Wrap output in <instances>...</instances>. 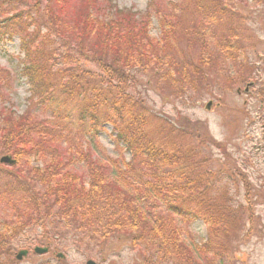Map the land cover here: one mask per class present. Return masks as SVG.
Listing matches in <instances>:
<instances>
[{
    "label": "trees",
    "instance_id": "obj_1",
    "mask_svg": "<svg viewBox=\"0 0 264 264\" xmlns=\"http://www.w3.org/2000/svg\"><path fill=\"white\" fill-rule=\"evenodd\" d=\"M43 1L8 8L0 0V43L18 39L20 75L29 99L48 118L39 121L28 112L14 117L0 108V155L15 159L17 171H5L0 179V204L9 211L8 220L0 222V264H13L19 233L42 228L47 235V224L56 230L62 221L73 234L84 235L85 242L76 238L77 247L95 245L99 251L109 240L129 241L128 250H140L145 264H197L194 252L201 257L208 250L214 256L227 250L242 230V216L252 217L251 206L234 207L228 191H219L217 176L207 169L209 152L202 154L207 142L214 143L204 129L189 119L175 126L150 113L147 104L148 90L180 106L200 100V90L212 96L209 72L216 59L234 58L237 70H243L235 75L250 74L252 65L242 54L239 61L238 53L232 54L231 26L216 35L210 50L196 31V21L206 17L216 23L224 17L222 0H184L179 14L189 16L190 28L173 16L182 40L190 49L199 47L196 56L179 63L172 61L165 44L176 31L170 23L173 4L162 14L154 6L159 0H149L139 15L118 9L112 0H80L71 12L70 0H47L41 9ZM52 16L61 22L49 20ZM153 17L159 41L149 36ZM160 42L162 56L152 50ZM3 80L0 101L11 84L9 77ZM67 120L87 125L89 144L108 124L114 146L128 154V161L108 166L81 152L70 143ZM76 160L84 163V172L77 171ZM233 178V188L240 184L250 203L255 195L246 177ZM197 220L205 225L207 240L193 251L183 242L180 226Z\"/></svg>",
    "mask_w": 264,
    "mask_h": 264
},
{
    "label": "rangeland",
    "instance_id": "obj_2",
    "mask_svg": "<svg viewBox=\"0 0 264 264\" xmlns=\"http://www.w3.org/2000/svg\"><path fill=\"white\" fill-rule=\"evenodd\" d=\"M4 1L8 8H14V6L21 8L24 3H32V0ZM112 2L120 10L129 9L139 15L147 10L149 4V0H112ZM183 2L184 0H159L154 6L158 5V11L165 14L169 11L170 4H173L175 9H172L170 23L175 25L176 20L173 19V16H177L183 21V26L190 28L191 19H188L189 16L182 15L181 18L179 14L183 8ZM46 3L47 0L41 3V9ZM222 3L227 11V13L223 12L224 17H219L216 23L212 18L204 17L195 22L199 27L196 31H199L198 34H203V40L210 50L216 35L225 32L231 26L232 31L229 34L232 39V54L236 57L238 53L237 61L242 54L249 66L252 65L250 74L242 75L243 77L235 75V73L241 74L243 70H237L239 64L237 65L234 58L216 59L217 65L209 72V77L212 79L211 89L215 90L212 96L206 94L204 90H200L202 95L200 100L192 103L187 102L189 104L180 106L176 103L173 105L167 99H162L148 90L147 104L150 113H153L154 116L164 115L166 121L175 126L179 127L182 120L189 119L194 121L195 126L197 124L199 130L204 129L214 143L207 142L205 144L207 149L202 154L209 152L207 169L217 176L219 191L221 187L228 191L234 207L241 205L246 209L245 207L248 205L251 206L252 217L249 218L246 213L242 216L243 227L238 234V239L232 240L231 246L227 250L219 248L225 250L224 252L218 250V254L223 255V258L219 255L214 256L215 252L212 250H208L201 257L198 256L199 253L194 252L192 258L197 264H264V0H246L245 2L222 0ZM79 4L80 0H70L69 11L71 12L74 8L77 11ZM54 18L55 16H52L49 20H55ZM55 21L61 22L60 19ZM227 21H229L228 24H226ZM175 29L173 36H169L165 40V44L171 49L169 53L173 52V54H169L172 61L179 63L184 58L196 56L199 47L190 49V44L180 37L179 26L175 25ZM149 36L154 40H160V29L155 17L152 18L149 26ZM155 46L152 49L153 53L156 51V54L162 56L161 42L160 45ZM207 54L209 53L207 52ZM21 59L17 38L14 37L0 43V78L5 80L9 77L11 80V84L7 87L6 98L4 97L0 101V108H7L6 110H10L14 117L22 116L28 112L39 121L48 119L29 99L28 86L20 75ZM4 72H7L9 76ZM216 74H220V77L215 76ZM249 82H252V87L248 89V93H243L244 88L249 86ZM237 90L240 93H237L239 92ZM208 102H211V107L206 111L204 107ZM67 125L71 130L68 133L71 145L79 146L81 152L92 153L93 158L101 160L108 166H112L111 163L116 161L120 163L122 160L128 161V154L114 146L108 124L102 125V129L97 131L96 138L90 140V144L84 135L87 125L85 128L81 127L76 121L69 122ZM153 130L154 124L150 126V131L153 132ZM178 141L199 145L198 142L190 143L191 140L188 139H178ZM32 164H35L33 160ZM75 164L78 166L79 173L84 172L82 161L76 160ZM12 167L0 166V179L5 171L15 173L16 170ZM232 173L234 175L242 174L246 177L255 195L249 199L250 203L246 201L245 190L240 184H234V186L236 185L234 188L238 192L233 188L230 183L233 178ZM3 207L0 204V222L9 218L7 205L3 204ZM4 211L7 212L3 214ZM56 225V230H53L49 224L46 225L47 235L42 232V228L27 229L19 233L16 243H14L16 249L13 252V264H86L87 261H92L95 264H145L144 255L140 250L135 252L132 249L128 250L129 241L126 243L116 239L109 240L101 245L99 251L95 245L90 246L92 248L86 247V244H80L81 247H77L78 244L75 245L76 238L78 237L82 242L85 239L84 235L80 232L73 234L70 232L71 227H66L63 221ZM2 229L0 227V230ZM180 229L183 242L193 251L194 245L204 244L207 240L206 227L200 220L180 226ZM47 241H49L48 253L35 255L32 252L35 246L46 247ZM24 249L29 251L27 256L21 261H16L15 255L19 250ZM56 254H62L63 259L57 261ZM236 256L238 260H236Z\"/></svg>",
    "mask_w": 264,
    "mask_h": 264
},
{
    "label": "water",
    "instance_id": "obj_3",
    "mask_svg": "<svg viewBox=\"0 0 264 264\" xmlns=\"http://www.w3.org/2000/svg\"><path fill=\"white\" fill-rule=\"evenodd\" d=\"M210 103H208L207 105H206V109L208 110L209 109V107H210ZM0 163H5V164H12L13 163V160H11V158L10 157H3V158H1L0 159ZM34 253H36V254H38V255H42V254H45L46 252H47V249H45V248H34ZM26 251H20L18 254H17V256H16V259L17 260H20L22 257H24V256H26ZM62 256L59 254V255H57V258H61ZM86 264H94L93 262H91V261H88Z\"/></svg>",
    "mask_w": 264,
    "mask_h": 264
}]
</instances>
